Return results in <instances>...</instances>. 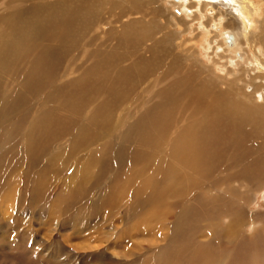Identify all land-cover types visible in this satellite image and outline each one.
I'll use <instances>...</instances> for the list:
<instances>
[{
	"label": "rangeland",
	"instance_id": "374dc122",
	"mask_svg": "<svg viewBox=\"0 0 264 264\" xmlns=\"http://www.w3.org/2000/svg\"><path fill=\"white\" fill-rule=\"evenodd\" d=\"M53 1L48 5L47 0H42L40 5V0H13L9 5L15 11H0V264H131L135 257H129L126 249L115 255L108 244L97 250L83 245L73 249L72 245L81 240L91 243L108 239L114 223H130L131 219L157 242L153 245L154 241H147L138 248L149 247L148 260H142L145 264H160L152 256L157 246L164 247V253L172 258L161 256L165 264H176L171 254L176 246H183L190 259L181 264H235L232 259L238 253L234 250L252 253L251 247L256 245L260 251L254 261L264 264V179L260 178L254 188L251 184L237 188L238 183H231L232 178L225 179L229 172L223 162L226 154L221 152L219 169L209 173L199 188L187 192L175 181L163 179V157L148 151L141 141L143 135L135 127L126 132L124 121L117 119L124 107H139L144 102L142 90L160 72L164 78L172 76L179 81L175 91L164 92L163 103L178 100L180 95L187 98L191 90L201 89L202 93L196 92L198 102L177 104L183 111L179 118L195 107L202 112L226 104L237 107L238 115L239 110H244V103L252 102L244 95L249 94L250 87L233 75L223 80L228 86L222 85L221 76L215 85L213 74L200 70L195 60L206 65L211 56L202 55V48L194 47L197 22L186 25L180 35L184 41L179 49L182 54L190 57L188 50L192 48L201 52L194 54V59L172 53L167 42L175 35L170 39L167 36L163 42L159 34L164 22L157 19L158 22L133 31L128 41L123 39L114 48L111 31L94 30L133 0H64L58 6L52 5ZM254 1L262 15L264 3ZM174 2L161 0L160 4L168 14L178 16L176 7H171ZM143 7V0H138L132 9L138 11ZM156 7L152 5L148 12L157 13ZM156 29L159 49L150 57L143 51L148 44L145 38L155 35ZM91 34L98 40L84 47ZM84 48L89 50L88 54L83 53ZM213 59L219 61L217 57ZM249 75L253 77L254 73ZM182 76L187 83L196 82L200 88L196 83L185 88ZM245 76L241 78L247 80ZM167 79L160 81L159 88L164 87ZM114 87L116 93L109 94L108 90ZM97 88L100 90L94 92ZM76 93L81 97H76ZM45 106L53 107L55 112L69 108L77 118L65 132L51 123L61 135L56 136L53 129L48 131L49 139L40 140L42 149L34 157L35 139L27 125ZM99 106L100 112L91 118ZM78 128H85L86 134L72 145L68 140ZM168 132H173V125ZM238 145L241 148L250 144ZM213 188L222 190V195H213ZM194 196L195 200L191 199ZM223 197L242 206L233 216V240L225 239L228 230L223 217L213 224L200 210L203 207L210 211L208 202L221 205ZM54 207L58 210L54 211ZM165 209L169 213L161 215ZM221 210L225 212L226 208ZM178 212L184 218L203 215L186 223L180 231ZM144 215L149 219L143 222L139 219ZM83 224L87 227L80 228ZM88 234L90 238L83 239ZM134 245L129 242L126 248ZM212 251L223 256L206 262V254ZM239 264L246 263L242 260Z\"/></svg>",
	"mask_w": 264,
	"mask_h": 264
},
{
	"label": "bare ground",
	"instance_id": "6f19581e",
	"mask_svg": "<svg viewBox=\"0 0 264 264\" xmlns=\"http://www.w3.org/2000/svg\"><path fill=\"white\" fill-rule=\"evenodd\" d=\"M40 1L39 4L41 5L42 0ZM47 1L49 5L51 0ZM63 1L55 0L51 4L58 6ZM259 1L264 3V0ZM12 2L13 0H9V2L0 0V11L8 8L15 11L16 8L9 5ZM160 2L161 0H143L145 8L134 11L132 9L133 3H138V0L129 1V3H125V9L119 11L118 14L109 16L107 21L103 22V25L100 23V26H97L94 31H101L102 33L111 31L113 33L111 38L114 37L113 40L115 39L114 48H117L123 39L129 40L133 31L158 21L161 24L164 22L163 32L159 34L161 35L160 38L162 37L163 42H165L167 36L170 39L171 35H175V38L167 42L171 46L172 53L176 56L187 57L186 54H182V50H179L182 49L184 43L180 39V35L186 30V25L197 22L198 29L196 30L195 41H193L195 42L194 47L196 49L201 47L202 55L205 53L211 56L206 60L208 62L206 65L195 60L199 64L200 70L202 69V72L207 73L211 72L215 85L221 80L220 76L224 77L221 82L223 86L229 85L226 81L231 78V75L237 77V80L243 85L250 87L249 94L245 93L244 95L252 102L244 103L242 106L244 110H239L238 115L236 114L237 107L235 109L233 106L226 104L216 108H205L202 112H199L195 107L182 118H179V114L183 115V111L178 109L177 104L198 102L199 95L196 92L202 93L201 89L191 90V94H188L187 98L180 95L178 100L172 99L167 103H163L164 92L175 91L179 81H176L172 76H169L168 79L164 78L162 72H160L154 81L142 90L141 96L144 102L139 107L130 105L124 107L118 113L117 119L121 122L124 121L126 132H130L132 127H135L143 135L141 141L148 147V151L163 157V179L169 182L175 181L181 188H186L187 192L199 188L201 182L208 177L209 173L212 175L214 171L219 169L222 158H218V156L221 152L226 154L223 162H225L229 172L225 179L232 178L231 183H238L236 184L237 188H244L246 184H251L254 188L258 181L264 179V10L261 15L254 0H175L171 4V7L177 9L176 15L178 16H175L168 14V10L162 7ZM152 5L157 6L154 9L157 13L151 14L148 12ZM124 29H126L125 33L127 32L125 38ZM155 32V35H148L145 38L148 44L145 45L143 51L149 53L150 57L159 49V37L156 36L157 29ZM160 32L161 30L158 33ZM154 36L156 37L154 38ZM61 38L64 39L65 35H62ZM87 40L89 44L84 45V47L90 46V41H97L98 39L91 34ZM83 51V53H89L86 48ZM188 51H191L189 52L191 56H188L190 59H194V54L195 56L201 54L200 51L193 48ZM215 57L219 60L218 62L214 61L213 58ZM117 62L121 63L120 61ZM131 64L128 65V68ZM102 67V65L97 66L99 69H102ZM166 70H168L167 67ZM249 72L254 73V76L251 77ZM244 74H246L245 78L247 80L241 78ZM165 79L167 81L164 87L159 88L160 81ZM183 79L181 84L186 85L185 88L187 89L196 83H187L186 78L183 77ZM196 84V87L200 88V85ZM99 90L100 88H97L94 92ZM116 91V87L108 90L109 94H114ZM235 92L238 93V91ZM75 96L81 97L79 93H76ZM100 110L101 106L97 107L91 118L93 116L95 118ZM72 111L67 108L61 112H55L53 107L45 106L37 113L35 118L28 122L29 133L35 139L32 142V146L36 150L34 157L42 149L43 144L40 143V140L46 138L44 141L47 142L49 139L50 133L48 131L53 129L56 136L61 135L56 129L52 128L51 123H54L60 132H65L71 128V123L77 118L76 113ZM129 113H131L130 117H128ZM172 125L173 132L170 133L168 128ZM85 134V128H78L77 131L71 134L68 143L76 144L78 142L77 138ZM239 143H249L250 145H241L240 148ZM136 165V163L133 164L134 167ZM236 179L240 182H235ZM143 183L146 185V180H143ZM213 191V195H222V190L213 188ZM191 199L195 200V196ZM186 200L190 204L188 197H186ZM207 205L210 207V211L203 207H200V210L211 218L213 224H216V221L223 217L226 230H228L225 239L233 240L235 238L233 226L235 219L233 216H236L238 209L242 206L228 197H223L221 205L213 202H208ZM223 206L226 208L225 212L221 210ZM57 210L58 208L54 207V211ZM168 213V209L160 212L161 215ZM202 215H189L188 218H184L182 213L178 212L176 216H178L177 226L179 230L182 231L181 228L186 223H192L201 218ZM147 219H149L148 216L144 215L139 220L144 222ZM206 221H208L207 218ZM83 226L87 227L86 224H83L80 228H83ZM140 226L133 219L130 223L125 224L118 221L112 226L110 238H100L91 243L81 240L72 244L73 249L80 248L83 245L87 249L97 250L108 244L109 248L113 249L112 253H116L115 255H119L118 250L124 251L126 249L129 257H135L131 264H145L142 260H148L146 257L148 256L149 247L138 248H141L147 241H154L152 242L153 245L157 242L155 237L148 235V232L141 229ZM92 233L95 235V232ZM85 238H90V234L83 239ZM132 241L135 245L126 248V245ZM205 245V243H202V246ZM251 248L253 255L247 251L241 253L242 251L234 250L238 254L234 255L232 262L239 264L243 260L246 264H258L254 259L259 254V245ZM135 250L136 252H134ZM164 250V247L157 246L155 252L152 253L155 262L165 264L160 260L161 256H169L164 253L167 252ZM171 250L172 253H169L172 254L174 263L181 264L190 260L183 246H176ZM222 256L219 251L215 253L212 251L206 254L205 261L219 260Z\"/></svg>",
	"mask_w": 264,
	"mask_h": 264
}]
</instances>
